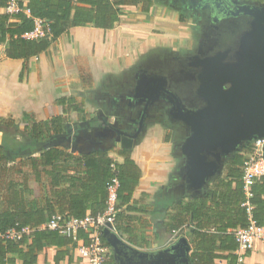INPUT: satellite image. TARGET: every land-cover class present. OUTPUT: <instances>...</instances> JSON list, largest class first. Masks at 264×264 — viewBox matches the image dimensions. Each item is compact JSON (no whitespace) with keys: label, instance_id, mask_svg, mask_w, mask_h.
<instances>
[{"label":"crops","instance_id":"crops-1","mask_svg":"<svg viewBox=\"0 0 264 264\" xmlns=\"http://www.w3.org/2000/svg\"><path fill=\"white\" fill-rule=\"evenodd\" d=\"M149 2L152 5L145 10ZM118 9L120 20L113 28H99L93 24L71 27L52 41L47 49L28 58L7 56L6 48L10 42V36H7L5 42L0 43V118L10 119L23 128L33 122L62 117L64 131L36 147L37 151L32 154L35 157H39L46 147L58 146L77 158L106 156L118 164L132 161L140 171V176L129 201L122 205L120 203V212L123 213L122 225L134 228L135 232L131 235L116 231L127 242L146 251H154L180 236H186L192 246V255L195 250L194 229L185 223L170 231L169 219L176 213L178 203H187L213 187L217 180L225 178L230 160L235 155L225 161L221 174L202 191L192 193L186 188L185 156L181 149H175L172 134L163 135L165 129L160 124L150 125L147 133L130 147L115 145L104 150L95 146L91 140L90 126H87L91 125L90 119L97 117L96 120L101 121L107 116L113 121L116 117L105 97L107 87L119 85L141 59L172 49L166 45L169 39V10L177 14L179 23H190V34L195 39L191 45L196 43L193 21L188 16H181L176 8L170 6L169 0H141L136 5H120ZM0 13L9 14V22L18 21L16 12H9L6 7L0 8ZM41 27H44V23ZM24 38L36 39L32 34ZM153 127H160L163 132L159 134L157 130V133H153ZM1 135L0 132V138ZM243 149L237 153H246ZM26 154L23 152L11 162V169L7 173L0 166V189L11 180L23 183L27 178L29 187L33 189L32 197L43 200L46 188H49L48 178L42 172V179L35 181ZM71 167L69 174H73V169L79 166L72 162ZM132 178L130 175L129 179ZM168 183L169 194L166 195ZM19 185L22 187V184ZM30 197L27 193L26 198ZM93 201L91 196L87 203ZM54 204L57 210L61 206L57 200ZM90 212V209L86 210L87 214ZM233 229L229 228L228 231ZM215 230V226L211 228V231ZM78 239L77 246L85 243L84 238ZM76 244L64 246L62 249L67 254L58 261L56 254L60 248L56 245L45 247L38 254L36 264H82ZM236 253L240 255L242 251L237 249ZM114 261L112 255L105 264H114ZM216 262L229 264L224 259ZM238 262L264 264V239L257 240L250 255ZM17 264H22L21 260L17 259Z\"/></svg>","mask_w":264,"mask_h":264},{"label":"trees","instance_id":"trees-1","mask_svg":"<svg viewBox=\"0 0 264 264\" xmlns=\"http://www.w3.org/2000/svg\"><path fill=\"white\" fill-rule=\"evenodd\" d=\"M10 1L0 0V8L7 7ZM140 1L17 0L20 7L15 14L17 22H9V14L0 13V43L10 36L7 56L28 58L47 49L52 41L71 27L93 24L99 28H113L120 20L118 7L124 4L136 5ZM151 5L149 2L144 9L148 10ZM38 22L44 23V34L36 39L24 38L25 34L37 28ZM63 131L61 116L46 122H33L23 128L10 119L0 118L2 171L7 173L11 169L9 164L25 152L35 181H40L45 174L49 184L44 199L39 201L32 197L33 189L29 187L27 178L23 183L11 180L0 189V264H17V259L22 264H36L38 254L45 247L54 245L60 248L56 254L57 261L64 258L67 251L62 248L69 243L76 244V241L55 230L39 229V226L54 214L81 218L87 215V209L93 215L103 213L107 208L108 185L114 177L120 181L118 197L121 205L129 201L133 193L140 171L132 161L118 164L106 156L77 158L58 146L46 147L39 157L32 155L41 143H46L52 136ZM250 146L245 147L243 152L249 151ZM244 158L243 153H236L230 160L225 178L217 180L213 187L187 203H178L176 213L169 219L170 231L185 223L194 229L195 250L191 255L193 264H218V259L227 260L229 264H239L236 253L239 244L234 232L228 229L244 228L249 224L246 208L242 206L246 201L242 170ZM72 162L79 167L73 169V174H69ZM130 175L132 180L129 179ZM27 193L31 195L28 199ZM251 194L249 201L253 207V218L264 226V175L253 182ZM91 196L94 201L89 204L87 201ZM54 198L61 204L58 210ZM121 205L116 213L115 227L122 234L133 235L134 228L122 225ZM214 226L216 230L211 231ZM26 227H30L31 232L21 233L20 237L10 234L11 231L21 232ZM78 237L84 238L85 242L88 239L82 231L78 232ZM103 240L106 241L105 238Z\"/></svg>","mask_w":264,"mask_h":264},{"label":"water","instance_id":"water-1","mask_svg":"<svg viewBox=\"0 0 264 264\" xmlns=\"http://www.w3.org/2000/svg\"><path fill=\"white\" fill-rule=\"evenodd\" d=\"M226 15L246 17L248 27L235 46L198 57L197 95L204 101L202 106L188 107L158 75L137 81L132 94V99L145 94L143 100L149 103L157 93L169 103V117L190 129L181 152L186 159V188L192 193L202 191L221 174L228 158L254 140L264 139V2L238 4ZM102 231L116 264H193L192 246L186 236L164 249L146 251L127 242L110 222Z\"/></svg>","mask_w":264,"mask_h":264},{"label":"flooded vegetation","instance_id":"flooded-vegetation-1","mask_svg":"<svg viewBox=\"0 0 264 264\" xmlns=\"http://www.w3.org/2000/svg\"><path fill=\"white\" fill-rule=\"evenodd\" d=\"M250 1L252 0H169L170 6L176 8L181 16H188L193 21L196 43L191 49H169L149 55L141 59L119 85L107 87L105 97L116 117L113 121L107 116L101 118V121L96 120L97 117L90 119L91 125L87 126H90L91 140L95 146L104 150L115 145L122 148L132 146L147 133L150 125L160 124L165 129V135H169V129L171 130L174 147L177 151L180 150L181 142L190 134V129L183 122L169 117V103L157 93L153 94L152 102L149 103L143 100L147 97L145 94L132 99L136 83L149 75L164 77L167 88L177 92L188 107L202 106L204 101L197 95L200 71L197 66L198 57L203 58L220 48L236 45L240 33L248 27V19L244 16H227L226 12L233 10L238 4ZM180 157L184 162V158ZM165 190L168 195L169 183ZM168 246L169 243L156 250Z\"/></svg>","mask_w":264,"mask_h":264},{"label":"built area","instance_id":"built-area-1","mask_svg":"<svg viewBox=\"0 0 264 264\" xmlns=\"http://www.w3.org/2000/svg\"><path fill=\"white\" fill-rule=\"evenodd\" d=\"M6 8L9 12H18L20 10L17 0H11ZM29 34L35 37L43 35L41 24L38 22L37 28L33 32L25 34V36ZM250 145L249 151L244 153L245 158L242 165L246 194V201L243 202L242 206L246 208L249 224L247 227L232 230L239 244L238 249L242 251L238 255V261H242L248 253L253 251L257 240L264 239V226L259 225L253 218V207L249 201L252 196L251 186L253 182L264 175V139L254 140ZM119 186V179L114 177L108 185L107 208L103 213L96 215L87 214L81 218H69L62 214H54L39 226V229L58 231L61 235L71 237L74 241H79V231L86 232L87 241L77 246L78 256L82 264H105L106 260L113 255V251L108 242L103 240L102 229L110 222L113 225V230L116 231L115 218L120 206L118 197ZM31 230L30 227H26L21 232L11 231L10 234L13 237H20L21 233H29Z\"/></svg>","mask_w":264,"mask_h":264},{"label":"rangeland","instance_id":"rangeland-1","mask_svg":"<svg viewBox=\"0 0 264 264\" xmlns=\"http://www.w3.org/2000/svg\"><path fill=\"white\" fill-rule=\"evenodd\" d=\"M160 14H162L161 11ZM190 32H191L190 23L188 24L179 23L177 14L169 10V36H168L169 39L166 41L167 42L166 45L172 49H180V50L191 49L192 48L191 43L193 42V40L195 41V39L192 37ZM151 129L153 133L154 132L157 133V130L159 134L163 132L161 130L162 128L160 129V127H153ZM169 133H171L170 129H169ZM34 187H36V185H34Z\"/></svg>","mask_w":264,"mask_h":264}]
</instances>
